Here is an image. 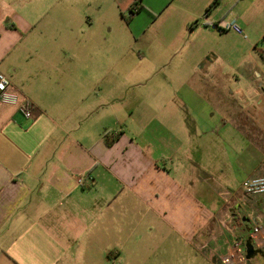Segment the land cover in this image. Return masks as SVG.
Listing matches in <instances>:
<instances>
[{"label":"crops","instance_id":"crops-1","mask_svg":"<svg viewBox=\"0 0 264 264\" xmlns=\"http://www.w3.org/2000/svg\"><path fill=\"white\" fill-rule=\"evenodd\" d=\"M263 40L264 0H0L35 105L0 103V264H223L264 226Z\"/></svg>","mask_w":264,"mask_h":264},{"label":"built area","instance_id":"built-area-1","mask_svg":"<svg viewBox=\"0 0 264 264\" xmlns=\"http://www.w3.org/2000/svg\"><path fill=\"white\" fill-rule=\"evenodd\" d=\"M133 10L135 13H137L139 8L133 7ZM210 27L220 33L224 31H233L241 36L246 37L244 30L235 21H220L217 24H210ZM257 48L264 59V42L260 47L257 46ZM0 103L17 107L27 120L33 119L35 111L34 103L29 98H22L19 94L14 92L12 80L2 72H0ZM241 191L251 196L264 195V177H250L245 179L241 183ZM225 195L226 194L222 195L224 201L229 203V197L231 195L229 194L228 197ZM262 233H264V226L257 225L255 226L249 238L260 249H264V240L260 238ZM246 242V237L236 238L235 242L230 247L228 254L223 258V264H247L245 247Z\"/></svg>","mask_w":264,"mask_h":264},{"label":"rangeland","instance_id":"rangeland-1","mask_svg":"<svg viewBox=\"0 0 264 264\" xmlns=\"http://www.w3.org/2000/svg\"><path fill=\"white\" fill-rule=\"evenodd\" d=\"M128 12V11H127ZM127 18H130L131 16H132V14L130 13V11L127 13ZM136 16V15H135ZM154 18L152 19V22H153V24H154ZM128 25V24H127ZM119 29V28H118ZM127 29V30H126ZM124 28V29H122V33H121V36L122 37H130V39H131V35H130V30L128 29V27L127 28ZM153 39H154V30H153V28H152V26H150L149 28H148V31L146 32V34H145V40L147 41V43L150 45V47L152 48V49H155L156 48V50L157 49H162V46L160 47V44H159V42L155 39V42H154V45H152L153 44ZM264 42V40L263 41H261V43L260 44H258V47H260L261 45H262V43ZM155 44H156V47L155 48H153L154 46H155ZM159 49V50H160ZM258 49V48H257ZM154 52H156L155 50H154ZM260 52V51H259ZM155 80H159V81H161V82H163V80H164V76L163 75H160V77H156V75L154 74V77H153V79H152V83H153V81L155 82ZM165 80H167L166 79V77H165ZM151 83V84H152Z\"/></svg>","mask_w":264,"mask_h":264},{"label":"water","instance_id":"water-1","mask_svg":"<svg viewBox=\"0 0 264 264\" xmlns=\"http://www.w3.org/2000/svg\"><path fill=\"white\" fill-rule=\"evenodd\" d=\"M245 247L247 264H255V260L258 256L264 258V249H256L251 239L247 240Z\"/></svg>","mask_w":264,"mask_h":264},{"label":"trees","instance_id":"trees-1","mask_svg":"<svg viewBox=\"0 0 264 264\" xmlns=\"http://www.w3.org/2000/svg\"><path fill=\"white\" fill-rule=\"evenodd\" d=\"M130 12L132 13V15L136 14L133 10V8H131ZM132 18V16L130 17V19ZM106 139H107V144L108 145H112L113 142L115 141V138H111L110 139V136L109 135H106Z\"/></svg>","mask_w":264,"mask_h":264}]
</instances>
